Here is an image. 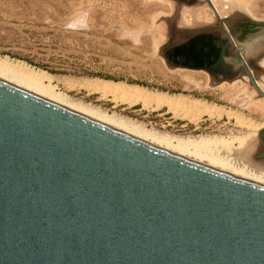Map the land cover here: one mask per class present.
Here are the masks:
<instances>
[{
  "label": "water",
  "instance_id": "95a60500",
  "mask_svg": "<svg viewBox=\"0 0 264 264\" xmlns=\"http://www.w3.org/2000/svg\"><path fill=\"white\" fill-rule=\"evenodd\" d=\"M0 264H264V184L0 79Z\"/></svg>",
  "mask_w": 264,
  "mask_h": 264
},
{
  "label": "rangeland",
  "instance_id": "374dc122",
  "mask_svg": "<svg viewBox=\"0 0 264 264\" xmlns=\"http://www.w3.org/2000/svg\"><path fill=\"white\" fill-rule=\"evenodd\" d=\"M260 27L264 0H0V56L45 71L67 100L173 146L180 139L253 134L257 162L264 160L258 158L264 98L225 51L231 40L244 47L240 54L264 91V56L249 61L247 54ZM100 81L176 103L170 108L91 85Z\"/></svg>",
  "mask_w": 264,
  "mask_h": 264
},
{
  "label": "bare ground",
  "instance_id": "6f19581e",
  "mask_svg": "<svg viewBox=\"0 0 264 264\" xmlns=\"http://www.w3.org/2000/svg\"><path fill=\"white\" fill-rule=\"evenodd\" d=\"M232 42L236 48V43L234 41ZM160 45L161 42L157 44L158 49L160 48ZM257 49H250L248 46L247 54L249 55L251 52L250 56H255ZM10 59L8 57L0 56V79L176 154L206 164L218 170L264 184V160L257 162L251 160L252 155L259 146L258 139L253 134L228 139L217 137H205L196 140L180 139L179 141H176V145L173 146L171 145L173 142L166 137L164 138L153 134L150 135L148 132L139 130L137 127L128 124L126 120L116 118L117 116L103 114L99 111L97 112L91 108L89 109L88 107L67 100L54 90L50 84L51 77L49 78V75L47 76L44 73L45 71L42 72L36 70L27 66V64ZM91 85L106 91H117L125 93L126 95L131 94L133 97L135 96L144 100V102H156L158 104L167 105L170 108L175 106L176 103V100L171 96L162 93L152 94L140 87L124 88L119 84L113 85L104 81L95 82ZM239 121L240 120H238V123Z\"/></svg>",
  "mask_w": 264,
  "mask_h": 264
},
{
  "label": "flooded vegetation",
  "instance_id": "af4514ba",
  "mask_svg": "<svg viewBox=\"0 0 264 264\" xmlns=\"http://www.w3.org/2000/svg\"><path fill=\"white\" fill-rule=\"evenodd\" d=\"M233 42H232V40H231V42H230V47H226V51H225V56H230V59L233 61V63L234 64H232V62L230 63V62H228V63H230V65L232 66H234L235 67V70L236 69H240V68H243L244 69V66L242 65V63H241V61H242V58H241V56L242 55H240V53H238L237 52V50L239 49L238 48V46L236 47V49L234 50L232 47V44ZM229 45V44H228ZM243 49H244V47H242ZM245 51V50H244ZM250 55H248V57H249ZM243 57V56H242ZM229 59V60H230ZM243 59H244V57H243ZM245 60V59H244ZM255 59H251V60H249V61H254ZM223 61H224V63H226L228 60H225V59H223Z\"/></svg>",
  "mask_w": 264,
  "mask_h": 264
},
{
  "label": "clouds",
  "instance_id": "9594fccd",
  "mask_svg": "<svg viewBox=\"0 0 264 264\" xmlns=\"http://www.w3.org/2000/svg\"><path fill=\"white\" fill-rule=\"evenodd\" d=\"M78 25H76V24H70L68 27H70V28H76Z\"/></svg>",
  "mask_w": 264,
  "mask_h": 264
}]
</instances>
